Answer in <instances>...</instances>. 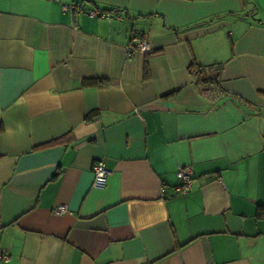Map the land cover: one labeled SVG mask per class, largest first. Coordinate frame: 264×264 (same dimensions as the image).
I'll list each match as a JSON object with an SVG mask.
<instances>
[{"label": "crops", "instance_id": "obj_1", "mask_svg": "<svg viewBox=\"0 0 264 264\" xmlns=\"http://www.w3.org/2000/svg\"><path fill=\"white\" fill-rule=\"evenodd\" d=\"M0 264H264V0H0Z\"/></svg>", "mask_w": 264, "mask_h": 264}, {"label": "built area", "instance_id": "obj_2", "mask_svg": "<svg viewBox=\"0 0 264 264\" xmlns=\"http://www.w3.org/2000/svg\"><path fill=\"white\" fill-rule=\"evenodd\" d=\"M65 10H69L76 13H85L89 18L95 17H105L107 16L106 13L96 11V10H83L81 5L72 4L70 6H66ZM140 53L144 55H150L153 53V50L149 43L143 37L133 35L128 43L125 46V54L127 58H131L134 54ZM92 187L96 189L104 188L108 176V172L104 168V165L101 161H96L92 165ZM176 178L179 182V185L176 188V194L179 197L185 196L190 188L192 182V167L191 166H184L177 170ZM52 213L54 215H62L68 213V210L65 206L60 205L53 208Z\"/></svg>", "mask_w": 264, "mask_h": 264}, {"label": "trees", "instance_id": "obj_3", "mask_svg": "<svg viewBox=\"0 0 264 264\" xmlns=\"http://www.w3.org/2000/svg\"><path fill=\"white\" fill-rule=\"evenodd\" d=\"M147 56H149V55H147ZM189 71H190L191 75L197 79L198 83H201L203 86H211V85L216 84V82L218 80L217 77L219 76V73L221 71V66L220 65L216 66V68L213 71L214 74L209 73V71H210L209 67L200 66L198 64L190 65ZM95 84H96L95 82H91V81H88L85 83L86 86L95 85Z\"/></svg>", "mask_w": 264, "mask_h": 264}, {"label": "rangeland", "instance_id": "obj_4", "mask_svg": "<svg viewBox=\"0 0 264 264\" xmlns=\"http://www.w3.org/2000/svg\"><path fill=\"white\" fill-rule=\"evenodd\" d=\"M209 73H211V74H212V73H214V72L211 70V71H209Z\"/></svg>", "mask_w": 264, "mask_h": 264}]
</instances>
